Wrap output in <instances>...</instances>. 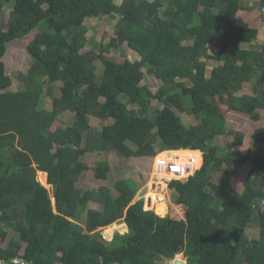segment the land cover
Segmentation results:
<instances>
[{"label":"trees","instance_id":"1","mask_svg":"<svg viewBox=\"0 0 264 264\" xmlns=\"http://www.w3.org/2000/svg\"><path fill=\"white\" fill-rule=\"evenodd\" d=\"M7 4L13 8L0 24V264H165L163 257L178 254L187 264H264V154L253 153L241 132L226 147L212 143L227 132L225 112L257 120V110L264 111V41L238 16L264 12V0H0V15ZM102 16L117 18L114 34L99 53L83 52L85 21ZM33 30L23 87L11 91L6 44ZM122 46L139 59L103 55ZM145 76L161 84L143 85ZM253 80L251 93L238 94ZM152 100L163 107L150 115ZM67 111L71 125L53 129ZM89 117L111 122L97 130ZM252 139L263 145L264 128ZM184 151L200 162L186 181L169 184L182 217L173 209L157 215L154 194L147 207L155 212L144 210L141 199L131 204L137 191L131 180L76 187L88 170L86 153L154 157L155 174L170 179L157 168L174 161L160 157ZM38 171L47 174L51 193ZM108 171L104 161L95 176L105 179ZM211 172L221 174L219 181ZM121 218L128 232L105 243L98 228Z\"/></svg>","mask_w":264,"mask_h":264},{"label":"rangeland","instance_id":"2","mask_svg":"<svg viewBox=\"0 0 264 264\" xmlns=\"http://www.w3.org/2000/svg\"><path fill=\"white\" fill-rule=\"evenodd\" d=\"M148 1H153V0H148ZM115 2L117 4H120L121 0H115ZM12 8H13V4H7L3 7L0 15V24L6 23L8 18V13ZM238 16L241 19H243L246 23H248L250 27L257 29L258 31L257 42L262 43L264 41V12H261L257 9L251 11L240 10L238 12ZM116 21L117 18L111 16H102L98 18L87 19L85 21V24L88 28V33H87L88 42L86 44V47L83 49V52L93 50L96 53H99L100 45L106 44L109 40V37L114 34ZM35 34H36V30H33L25 37L21 39H15L14 41L6 44V51L2 60L5 65V71L12 80V84L9 88L11 91H17L23 87L20 75L25 74L28 71L29 66L31 64V57L28 54L26 47ZM208 47H209L208 51L210 54L215 56L219 54V49L216 46H214L212 43ZM103 53H104L103 55L109 57L113 56L115 60L119 62L123 61L125 58L132 61L139 59L137 53L129 49L127 46H122L121 49L118 50H111V51L109 50L108 52L104 51ZM213 61L214 60L209 61L210 64L208 70L211 69L212 65H214ZM97 65H98L97 74L101 75L103 70L102 65L100 62H98ZM180 81H186V80H180ZM43 84H44L43 93H45L47 89V83L43 82ZM141 84L143 85L148 84L150 87H152L155 90L156 87H158L161 83L157 79H152L151 77L145 76ZM254 84H255V80L243 84V89L242 91H239L238 94L251 93ZM51 86L55 88L54 90L55 96H58L59 94L58 89L61 86V84L57 82V83H52ZM51 104H52V99L50 97H46L43 100L44 109L50 110ZM162 107L163 104L159 103L157 100H152L149 108V114L150 115L154 114L155 110L161 109ZM173 110H175L177 114H180L179 110L175 108H173ZM257 111L259 113L257 120L250 118L248 114L242 112L233 111V110L231 111L229 110L228 112H225L224 118H225L227 132L224 135L216 136L213 139L212 143L222 148L226 147L227 143L233 141L235 134L237 132H241L244 134L246 138L247 146H250L253 153L258 152L260 154H264V144L262 145L255 143L254 139H252V135L258 129L264 128V111L261 109H258ZM89 118H90V126L97 130L102 129L104 124L111 122L108 120L105 122L103 121L101 122L100 119L95 117H89ZM72 120H73L72 113L67 111L59 116V118L54 123L52 128L55 129L57 126H61L65 128L71 125ZM189 122L192 124L197 123L194 117H191ZM160 153L161 152H158L157 155H159ZM170 153L171 152H165L164 155H161L160 160L166 159L168 163L174 161V163L178 162L179 164H183L184 162L186 163L190 158H192V156H190L188 151L181 152L179 154V157L176 158H171L169 156ZM202 154L203 153L200 152L199 154L200 159ZM199 155L197 157H199ZM153 159L154 157H139V158L125 159L123 157H120L114 152L86 153L83 158V163L87 165L88 170L81 175L80 180H78L76 183V187L82 190L98 189L99 187L102 186L113 188V184L119 179L131 180L134 183V187L137 186L136 195L134 197V200H132L131 204L141 199L143 202L142 204L144 210L155 212V208H152V206L147 207L148 196L154 194L155 195L154 198L157 201L156 203L157 210L155 212L157 215H160L162 217L167 216L168 214H170L171 209H173L177 216L182 217L183 213L174 204L175 191L173 189L171 190V188L168 185V182L166 181H186L191 175L186 177L184 176L183 178H173L172 180H170L167 177L158 176L157 174H155L157 163H155L154 166ZM104 161L107 163L109 167V171L106 172L105 179H99L95 176V170L97 166L103 163ZM199 162L198 165L196 164L197 165L196 168H198ZM210 176H212V180L214 182H217L219 181L221 174L220 173L213 174L211 172L209 173V177ZM37 179L46 189H48L50 193L53 191L52 185H50L47 182L46 173L42 174L41 171H38ZM52 203H54L53 198H52ZM91 207L95 209H101L102 206L97 204L95 205L92 204ZM84 221L85 218H83L81 221L78 222L80 227L84 225ZM256 226L257 225L255 223L250 225L251 228H256ZM98 229L100 230L101 237L105 241V243H109L116 234L123 235L128 232V228L126 223L124 222V218H121L120 220L113 222L110 225ZM12 235H13V231H12ZM3 245L4 244L0 243V247ZM179 258L186 260V258H184L182 254L180 255Z\"/></svg>","mask_w":264,"mask_h":264},{"label":"built area","instance_id":"3","mask_svg":"<svg viewBox=\"0 0 264 264\" xmlns=\"http://www.w3.org/2000/svg\"><path fill=\"white\" fill-rule=\"evenodd\" d=\"M194 163V158H190L189 161L184 164H179L178 162L172 164L160 163L157 168V171L161 174H171L172 178L170 180L174 178L173 176H178L177 178H182L184 176H189L194 172L196 168V165Z\"/></svg>","mask_w":264,"mask_h":264},{"label":"water","instance_id":"4","mask_svg":"<svg viewBox=\"0 0 264 264\" xmlns=\"http://www.w3.org/2000/svg\"><path fill=\"white\" fill-rule=\"evenodd\" d=\"M180 255L181 254H178L175 257H163V259L166 262V264H187L186 260L179 258Z\"/></svg>","mask_w":264,"mask_h":264},{"label":"clouds","instance_id":"5","mask_svg":"<svg viewBox=\"0 0 264 264\" xmlns=\"http://www.w3.org/2000/svg\"><path fill=\"white\" fill-rule=\"evenodd\" d=\"M196 151L201 152V151H199V150H196ZM196 169H197V168H196ZM196 169H195L194 173L196 172ZM194 173H192L191 176H192ZM171 178H172V177H171ZM171 178H170V179H171ZM174 178H177V177H174ZM182 178H183V177H182ZM166 182H168V185H169V182H171V181H166ZM183 182H184V181H183Z\"/></svg>","mask_w":264,"mask_h":264},{"label":"crops","instance_id":"6","mask_svg":"<svg viewBox=\"0 0 264 264\" xmlns=\"http://www.w3.org/2000/svg\"><path fill=\"white\" fill-rule=\"evenodd\" d=\"M165 160H166V159H165ZM197 160H198V157H197ZM158 161H159V160H158ZM158 161H157V162H158ZM160 161H164V160H160ZM196 163H197V161H196Z\"/></svg>","mask_w":264,"mask_h":264},{"label":"bare ground","instance_id":"7","mask_svg":"<svg viewBox=\"0 0 264 264\" xmlns=\"http://www.w3.org/2000/svg\"><path fill=\"white\" fill-rule=\"evenodd\" d=\"M157 163V162H156ZM172 164V163H171ZM197 164V163H196ZM197 166V165H196ZM174 177H178V176H174Z\"/></svg>","mask_w":264,"mask_h":264}]
</instances>
